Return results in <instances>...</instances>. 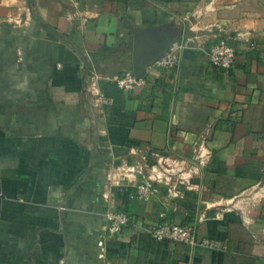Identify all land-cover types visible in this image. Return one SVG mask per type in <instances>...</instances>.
I'll return each instance as SVG.
<instances>
[{"label": "crops", "instance_id": "1", "mask_svg": "<svg viewBox=\"0 0 264 264\" xmlns=\"http://www.w3.org/2000/svg\"><path fill=\"white\" fill-rule=\"evenodd\" d=\"M123 23L190 42L124 91L111 81L131 72ZM220 38L227 72L205 56ZM91 75L109 104L91 105ZM206 129L201 176L177 197L111 189L130 222L98 258L108 166L189 158ZM162 222L212 246L135 232ZM0 264H264V0H0Z\"/></svg>", "mask_w": 264, "mask_h": 264}, {"label": "built area", "instance_id": "2", "mask_svg": "<svg viewBox=\"0 0 264 264\" xmlns=\"http://www.w3.org/2000/svg\"><path fill=\"white\" fill-rule=\"evenodd\" d=\"M227 41L226 38L215 40L205 51L210 66L224 72L231 69L235 56V49ZM189 42L190 40L182 35L180 40L172 45L168 53L155 64L163 68L176 66L179 63L181 51L187 47ZM250 46L252 45L250 44ZM111 81L118 89L124 91L142 84V80L136 79L131 72H125ZM85 89L91 97L93 107L109 104L110 101L99 92L95 76L91 75L87 78ZM207 133L208 129L200 137L198 147L189 158L153 153L151 154L153 160L151 164L134 162L131 165L108 166L101 194L106 208L103 213L105 224L100 230L96 243L98 258L104 259L105 238L118 235L130 222L129 217L116 207L111 189L125 182L133 185L135 199L147 201L155 192V186H162L168 199L177 197V187L188 188L190 179L201 176V169L207 156L202 151L201 145L205 141ZM135 232L145 234L154 241L185 244L190 248L197 245L209 248L212 246V243L207 239L199 241L196 239L193 226L162 222L155 226H138Z\"/></svg>", "mask_w": 264, "mask_h": 264}, {"label": "water", "instance_id": "3", "mask_svg": "<svg viewBox=\"0 0 264 264\" xmlns=\"http://www.w3.org/2000/svg\"><path fill=\"white\" fill-rule=\"evenodd\" d=\"M132 37L131 73L142 79L145 69L163 58L178 41L180 32L172 25L148 27L141 30L122 24Z\"/></svg>", "mask_w": 264, "mask_h": 264}]
</instances>
